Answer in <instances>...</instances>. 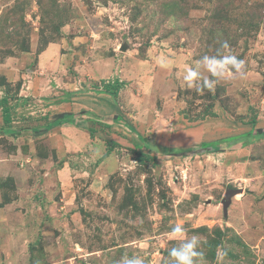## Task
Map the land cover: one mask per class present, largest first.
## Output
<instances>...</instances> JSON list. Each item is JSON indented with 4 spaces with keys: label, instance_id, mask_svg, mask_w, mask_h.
<instances>
[{
    "label": "rangeland",
    "instance_id": "obj_1",
    "mask_svg": "<svg viewBox=\"0 0 264 264\" xmlns=\"http://www.w3.org/2000/svg\"><path fill=\"white\" fill-rule=\"evenodd\" d=\"M218 51L245 75L181 86ZM4 99L0 264H175L194 234L205 264H264V136L182 155L264 130V0H0Z\"/></svg>",
    "mask_w": 264,
    "mask_h": 264
},
{
    "label": "clouds",
    "instance_id": "obj_2",
    "mask_svg": "<svg viewBox=\"0 0 264 264\" xmlns=\"http://www.w3.org/2000/svg\"><path fill=\"white\" fill-rule=\"evenodd\" d=\"M223 48H228L225 42ZM207 73L208 75H205ZM245 75V62L231 53H220L216 55H204L195 61L194 66L184 69L182 87L194 89L197 92H203L204 89L212 91L216 85L225 79ZM172 232L177 236H182L185 229L182 225L172 227ZM206 241L199 235H192L190 238H184L177 247L169 251V256L174 259L175 264H205V253L202 250ZM227 256V250L221 249L217 254L218 262H222ZM120 264H146L144 258L133 255H125Z\"/></svg>",
    "mask_w": 264,
    "mask_h": 264
},
{
    "label": "trees",
    "instance_id": "obj_3",
    "mask_svg": "<svg viewBox=\"0 0 264 264\" xmlns=\"http://www.w3.org/2000/svg\"><path fill=\"white\" fill-rule=\"evenodd\" d=\"M123 83H121L119 80L116 81V84L113 86H110L111 84H106V92L110 93L111 95L112 94H117V91L118 89H120V87L122 86ZM109 87H112V88H109ZM116 88V90L114 89ZM6 103V100H2L0 101V105H4ZM83 112H87L89 114H92V116H95L96 114L93 112V111H83ZM74 117H71V119L69 118H65L62 120V124H66V123H76L78 124L77 121H72ZM3 119H4V122L5 124H10L12 123V116H11V108L6 105L3 107ZM113 121L116 122V123H120V118L118 117V115H114L113 116ZM257 134H262L264 136V130H251V131H248L246 133H243L241 135H237V136H233V137H229V138H224V139H219L217 141H213V142H210V143H206V144H202L200 148H196V149H193V150H185V151H182V155H187V154H200L199 152H214V151H217L219 150V148L217 147L218 144H226V145H229L231 142L239 139V138H248V137H251L253 135H256ZM147 145V147L151 146V144L149 143H145ZM152 157V156H151Z\"/></svg>",
    "mask_w": 264,
    "mask_h": 264
},
{
    "label": "water",
    "instance_id": "obj_4",
    "mask_svg": "<svg viewBox=\"0 0 264 264\" xmlns=\"http://www.w3.org/2000/svg\"><path fill=\"white\" fill-rule=\"evenodd\" d=\"M235 193H237V192L234 189H229L227 191L226 196H225L224 201H223L225 208H227L231 204L232 197L234 196Z\"/></svg>",
    "mask_w": 264,
    "mask_h": 264
},
{
    "label": "crops",
    "instance_id": "obj_5",
    "mask_svg": "<svg viewBox=\"0 0 264 264\" xmlns=\"http://www.w3.org/2000/svg\"><path fill=\"white\" fill-rule=\"evenodd\" d=\"M66 124H68V123H66Z\"/></svg>",
    "mask_w": 264,
    "mask_h": 264
}]
</instances>
